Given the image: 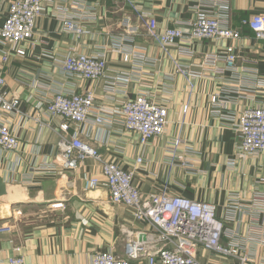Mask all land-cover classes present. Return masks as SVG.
<instances>
[{
	"label": "crops",
	"instance_id": "1",
	"mask_svg": "<svg viewBox=\"0 0 264 264\" xmlns=\"http://www.w3.org/2000/svg\"><path fill=\"white\" fill-rule=\"evenodd\" d=\"M132 2L137 11L155 18L159 30L180 28L187 32L199 10H206L224 17L241 38L199 40L189 45L179 42L178 47L192 49V57L180 54L178 47L166 53L145 35V23L136 18L133 24L138 35L133 43L126 41L119 23L132 11L122 0H56L47 4L37 19L32 40L21 45L24 56L10 53L3 63L1 52L7 46L0 43V70L6 89L20 98L23 113L0 112V121L20 142L15 154L0 149V178L5 187L0 195V225L10 229L0 233V264L19 255L30 264H85L95 253L107 251L123 257L129 239L151 233L148 224L134 218L131 208L109 204L102 179L97 189L84 190L83 175L100 177L94 160L83 161L75 171L53 164L61 120L48 117L45 104L57 92L87 90L94 93L95 108L103 109L109 122L93 125L90 120L86 125H71L70 134H79L104 160L132 171L143 199L165 189L171 196L215 204L218 217L225 219L230 196L239 195L244 210L225 220L221 242L224 246L235 242L240 256L248 259L245 264H264V208L254 210L256 198H264V155H239L240 140L232 122L213 113L210 103L213 95L229 91L232 95L221 108L223 115L237 116L245 107L264 106V87L259 86L264 83V45L254 40L248 25L243 24L253 15L264 14V0ZM73 14L81 15L84 33L79 38L67 33L61 23L62 16ZM6 18L5 5L0 10V28ZM230 45L240 57L236 73L218 74L223 62L214 70L200 68L205 55L222 53ZM70 52L103 57L106 78L86 81L63 74L59 61ZM126 53L131 54L128 62ZM176 64L202 70L191 92L185 89V78L176 73ZM122 77H128V82ZM113 78H117L115 92L107 93L105 86ZM140 91L166 105L168 111L164 135L143 146L137 135L124 129L116 110ZM176 139L181 142L173 159ZM138 158L142 162L137 165ZM197 259L201 264H241L239 257L218 255L203 247L198 248Z\"/></svg>",
	"mask_w": 264,
	"mask_h": 264
},
{
	"label": "built area",
	"instance_id": "2",
	"mask_svg": "<svg viewBox=\"0 0 264 264\" xmlns=\"http://www.w3.org/2000/svg\"><path fill=\"white\" fill-rule=\"evenodd\" d=\"M55 1L0 0V10L7 6V18L0 28V43L7 46V50L1 52L3 63L7 62L10 53L21 57L25 55L26 51L21 48V45L32 40L37 19L43 15L45 6ZM122 1L132 13H125L122 16L119 27L126 41L131 43L138 35L133 24L134 18L145 23V35L154 40L166 53L178 47L179 42H186V45H189L199 40L237 41L241 38L239 32L227 25L224 17L206 10H199L196 19L189 24L187 32L180 28L159 30L153 16L137 11L132 0ZM79 16L73 14L61 17L64 30L78 38L84 33L79 23ZM243 24L248 25L253 33V39L264 45V14L253 15L243 21ZM121 48L118 47V50L121 51ZM178 48L180 54L194 56L192 49L187 46ZM130 56L131 54L128 53L124 55L125 62L130 60ZM139 58L137 57V60L141 62L146 61V58ZM239 59L237 48L230 45L222 53L205 55L200 68L204 70L205 66H209L214 70L218 62H223V68L216 70L218 74L236 73V62ZM59 67L63 74L80 77L86 81L106 78L107 65L103 57L70 52L59 61ZM202 70L195 71L191 67L176 64V73L186 80L187 92L193 90V81L202 75ZM122 78L128 82V77ZM116 81L117 78L108 81L105 86L107 93L115 92ZM259 86L264 87V83ZM231 95L229 91L213 95L210 99L212 112L232 122L231 125L238 133L240 140L239 155L245 157L264 155V106L245 107L237 116L223 115L221 108L228 103ZM19 107L20 98L7 91L3 73L0 70V112L23 115ZM95 109V95L88 90L70 94L57 92L47 101L45 114L50 118L61 120L57 130L58 154L53 164H61L66 170L75 171L83 161L94 160L100 167V177L83 175L84 190L97 189L102 179L109 192V204L131 208L134 218L148 224L152 231L149 235L144 234L145 241L139 240L141 234L129 239L125 244L123 257L110 251L97 252L85 264H201L197 259L199 247L218 255L239 257L241 264H245L248 259L246 256H240V247L235 242L227 246L221 242L225 232V220H232L237 211L244 210L239 206V195L230 196L225 219L218 217L215 204L195 201L184 196H171L165 189L148 199H143L134 185L132 171L123 170L116 163L104 160L98 151L84 141L79 134L69 133L71 125L81 126L91 121L93 125H104L109 122L103 109ZM116 110L122 118L124 129L137 135L141 146L160 138L165 133L168 125L167 106L155 101L145 91H140L133 98H127ZM36 121L40 122V119L36 118ZM180 142L179 139L173 142V159L177 158L175 152ZM19 147L20 142L16 134L6 123L0 121V149L15 154L19 151ZM141 162V158L136 160L137 165ZM254 207L255 211H262L264 198H256ZM9 230L7 225H0V233H7ZM15 251L19 252V249L16 248ZM7 264L30 263L19 255L8 258Z\"/></svg>",
	"mask_w": 264,
	"mask_h": 264
},
{
	"label": "water",
	"instance_id": "3",
	"mask_svg": "<svg viewBox=\"0 0 264 264\" xmlns=\"http://www.w3.org/2000/svg\"><path fill=\"white\" fill-rule=\"evenodd\" d=\"M4 193H5V187H4V184L2 183L1 178H0V195H3ZM145 239H146L145 235H141L139 237L140 241H145Z\"/></svg>",
	"mask_w": 264,
	"mask_h": 264
},
{
	"label": "bare ground",
	"instance_id": "4",
	"mask_svg": "<svg viewBox=\"0 0 264 264\" xmlns=\"http://www.w3.org/2000/svg\"><path fill=\"white\" fill-rule=\"evenodd\" d=\"M8 206L6 205V206H3V208H7Z\"/></svg>",
	"mask_w": 264,
	"mask_h": 264
}]
</instances>
